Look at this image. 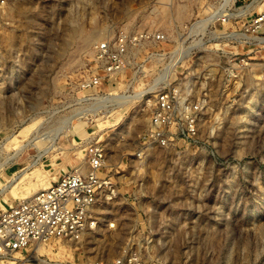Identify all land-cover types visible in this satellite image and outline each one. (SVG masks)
<instances>
[{"label":"rangeland","instance_id":"rangeland-1","mask_svg":"<svg viewBox=\"0 0 264 264\" xmlns=\"http://www.w3.org/2000/svg\"><path fill=\"white\" fill-rule=\"evenodd\" d=\"M212 1L0 0V210L83 163L88 135L112 183L80 239L27 245L28 264H264V26L241 42L217 22L194 33ZM138 29L167 30L182 52L181 90L198 105L188 138L141 146L148 108L139 86L120 94L129 72L96 99L80 85L97 41Z\"/></svg>","mask_w":264,"mask_h":264},{"label":"built area","instance_id":"built-area-1","mask_svg":"<svg viewBox=\"0 0 264 264\" xmlns=\"http://www.w3.org/2000/svg\"><path fill=\"white\" fill-rule=\"evenodd\" d=\"M202 10L203 17L190 25L196 34L217 30V22L222 26L223 38L241 42L240 37L246 35L241 31H257L264 26V0H213ZM240 19L244 20L239 30L232 28L231 24ZM169 36L165 29L121 30L97 41L93 48L95 69L80 83L84 89H96L97 96L86 97L96 99L112 92L101 90L104 83L112 87L128 75L126 90L120 94L140 87L132 95L148 108L147 125L140 138L145 147L167 145L174 137L188 138L195 133L198 105L183 96L178 76L183 56L174 46L165 47ZM257 38L259 35L252 39ZM83 140V163L63 172L49 186L13 199L0 210V264H28L27 257L16 255L27 245L52 239L75 241L95 224L98 200L104 191L111 190L112 183L102 172L107 158L103 141L90 135Z\"/></svg>","mask_w":264,"mask_h":264},{"label":"bare ground","instance_id":"bare-ground-1","mask_svg":"<svg viewBox=\"0 0 264 264\" xmlns=\"http://www.w3.org/2000/svg\"><path fill=\"white\" fill-rule=\"evenodd\" d=\"M97 35V30H96V32H89V34L85 37V43H87V44H89L91 41H93V38L95 37ZM111 97H112V95H110ZM110 96H107L105 99H107V98H111ZM133 97H136V95L135 96H133ZM133 97H125V96H120V98H118L119 99V104L121 105V104H123V103H125L126 101H128L129 99H131V98H133ZM117 98V97H116ZM102 104H104V103H102ZM22 149L20 148V151H21ZM19 151V150H18ZM40 156L42 155V154H39ZM39 156V157H40ZM21 176V174H19L18 176L16 175V177L13 179V181L15 180V181H18L17 179L19 178ZM11 183V182H10ZM13 183V182H12ZM8 185H10V184H8ZM6 188V187H5Z\"/></svg>","mask_w":264,"mask_h":264},{"label":"crops","instance_id":"crops-1","mask_svg":"<svg viewBox=\"0 0 264 264\" xmlns=\"http://www.w3.org/2000/svg\"><path fill=\"white\" fill-rule=\"evenodd\" d=\"M63 172H65V171H61V172H60V171H58V176H59V175H61Z\"/></svg>","mask_w":264,"mask_h":264}]
</instances>
